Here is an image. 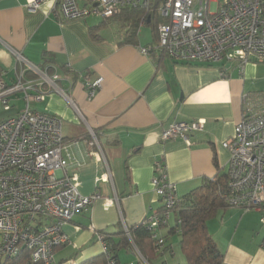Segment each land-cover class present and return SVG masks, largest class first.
Masks as SVG:
<instances>
[{"label": "crops", "instance_id": "crops-1", "mask_svg": "<svg viewBox=\"0 0 264 264\" xmlns=\"http://www.w3.org/2000/svg\"><path fill=\"white\" fill-rule=\"evenodd\" d=\"M112 19L64 20L56 17L49 0L36 11L26 0H0V73H6L8 83L14 81L16 53L57 70L56 87L44 84V98L33 100L31 107L62 120L64 137L81 163L70 170L74 182L83 195L100 196L63 225L70 241L56 248L57 264H83L104 252L101 232H115L118 225L128 229L158 214L163 202L152 184L156 161L165 165L178 197L206 179L227 174L230 152L223 142L242 118V95L264 92V62L251 61L242 69L237 61L226 59L160 60L141 50L155 43L150 25L143 24L130 39ZM146 26L148 31L143 30ZM27 77L41 79L30 72ZM97 78L103 79L102 85L89 98L86 84ZM23 95L12 97L16 115L24 109ZM194 120H205V128L192 133L190 146L180 139L162 141L163 130L172 122ZM260 217L259 211L231 206L208 221L224 254L223 264H264ZM174 225L171 213L168 225L157 230L168 247L156 264L185 261L181 249L177 252L179 232H169ZM119 260L145 263L134 247L121 251Z\"/></svg>", "mask_w": 264, "mask_h": 264}, {"label": "built area", "instance_id": "built-area-1", "mask_svg": "<svg viewBox=\"0 0 264 264\" xmlns=\"http://www.w3.org/2000/svg\"><path fill=\"white\" fill-rule=\"evenodd\" d=\"M45 1L26 0V6L36 11ZM49 1L56 17L75 20L88 16L111 19L154 0ZM159 14L165 21L158 24L157 42L141 48L146 54L184 63L226 59L237 61L242 69L251 61L264 62V0H163ZM16 56L14 81L8 83L6 73H0L3 106L10 109L12 97L20 92L25 101L21 112L0 121V263L26 247L36 264H56V248L70 241L63 225L92 207L100 196L83 195L75 184L70 170L81 163L71 152L72 142L64 137L62 120L31 107L33 100L44 98V84L56 87L57 70L49 72V67L41 68L20 53ZM28 72L41 79L28 78ZM102 81L87 82L89 98L96 95ZM242 102V118L233 136L223 142L230 152L227 199L231 205L259 211L264 229V92L244 93ZM204 128L205 120L174 121L163 130L161 139H180L190 146L192 133ZM154 170L152 184L162 199L163 212L145 224L162 250L165 240L159 238L157 229L169 221L178 196L162 161L155 162Z\"/></svg>", "mask_w": 264, "mask_h": 264}, {"label": "trees", "instance_id": "trees-1", "mask_svg": "<svg viewBox=\"0 0 264 264\" xmlns=\"http://www.w3.org/2000/svg\"><path fill=\"white\" fill-rule=\"evenodd\" d=\"M162 2L163 0H154L144 8L125 10L121 14L115 16L114 20L121 23V28L125 30L128 38L132 39L138 35L143 25L142 20L146 18V23L144 24H148L152 27L156 35V43L158 24L165 21L159 14V7ZM108 20L109 19H107V21ZM111 20L113 19L111 18ZM103 22L105 23L106 21ZM44 67L46 68V66ZM52 71L53 70L49 68V72ZM228 177L227 173L214 179H206L200 186L191 190L187 195L178 197L177 204L171 210V213H175L176 225L171 227L169 231L170 234L179 232L180 249L184 255L185 261L177 264H223L224 254L218 248L216 241L208 229V221L211 220L220 209H228L231 206L234 207L227 199L229 194ZM162 209L158 213H162ZM166 225H168V222L162 223L159 227H164ZM100 234L106 250L83 264H110L111 260H113L115 264H121L119 260L120 252L132 249L133 247L138 249L141 253L145 262L144 264H156L154 261L159 258L168 247L166 238L159 236V238L165 240V246L162 250L158 249V238L154 237L153 230L149 229L145 222L129 227L128 229L122 225H118L115 232H101ZM0 264L36 263L33 262L30 251L26 247H22L18 256L5 258ZM164 264L168 263L164 262Z\"/></svg>", "mask_w": 264, "mask_h": 264}, {"label": "rangeland", "instance_id": "rangeland-1", "mask_svg": "<svg viewBox=\"0 0 264 264\" xmlns=\"http://www.w3.org/2000/svg\"><path fill=\"white\" fill-rule=\"evenodd\" d=\"M143 30H144V31H146V30L148 31V30H149V29H148V26L143 27ZM17 110H18V108H16V106L11 107L10 109H6V108L3 106V104L0 102V121H1V119H6V118H8V117H13V116H15L16 113H17ZM260 222H261V220H260ZM261 230L264 232V229H263L262 225H261ZM177 252H178L179 254H181L180 248L177 249Z\"/></svg>", "mask_w": 264, "mask_h": 264}]
</instances>
